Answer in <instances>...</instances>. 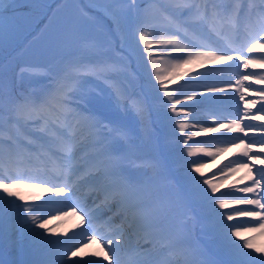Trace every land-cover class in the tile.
<instances>
[{"label": "snow or ice", "instance_id": "6c2138e0", "mask_svg": "<svg viewBox=\"0 0 264 264\" xmlns=\"http://www.w3.org/2000/svg\"><path fill=\"white\" fill-rule=\"evenodd\" d=\"M13 2L14 0H0V39L3 37L6 14L10 12ZM155 4L156 0H147L145 7L137 13V31L141 33L139 35L140 41L145 40L143 35L145 29L158 31L162 34L166 33L171 37L158 41L155 48L150 43L144 44V51L147 52L149 59H151L154 50L161 56L174 61L172 71L166 77L160 74V69L156 68V62L152 61V66L157 73L155 80L162 89L165 87L166 79L175 83L178 79L189 76L188 72L177 71V69L187 66L204 67L206 63L218 65L235 59L239 62L237 67L264 69V55L258 58L244 56L245 50L248 54L264 53V20L255 29L248 31L247 41L239 48H233L229 51L202 47V50L189 52L187 47H181L182 40L185 43L192 40L193 47H196L193 37L196 36L201 26L215 22H228L234 16H239L243 10L221 5L218 0H178V2H175L174 7L163 10V18H161L153 14ZM249 11L251 13V9ZM259 12L264 17V8L259 9ZM115 22L117 25L119 24L118 19ZM232 52L236 53L235 57ZM64 70L67 71L68 68ZM216 70L209 69L210 72ZM97 75L102 76L101 73H97ZM204 75L203 73H197L195 76L189 77L188 82L199 83ZM249 79L252 80L253 84H264V76L257 79L247 73L237 79L235 84L244 87L243 82ZM56 83L58 81L53 80L48 88ZM108 86L111 88V92L107 94L102 93L101 90L94 95H75L69 94L63 87H58L55 94L50 98L45 96L44 98L33 99L31 96L22 95L20 97L10 96L7 101H5L2 91H0V153L6 152L9 156H16L47 152L55 157L60 162L58 174L54 177L57 182L33 180L26 186L37 188L41 194L51 193L44 200V203L59 205L60 207H57L56 211L64 215L67 214V211L63 205L74 194L79 183L107 181L111 184L112 196L118 205L113 216L119 215L121 217L120 224L116 225L112 217H108L103 221V226L99 231H92L89 235V239L92 243L101 247V251L107 248L103 259L108 264H120L118 256L120 246L126 239H131L132 236H135L138 242L141 239L147 243L158 241L161 254H166L160 264H179L175 257L183 253L177 237L166 234L164 207L160 204H146L135 198L142 191V188L124 176L120 162L112 152L111 140L126 136L127 133L126 129L112 118L111 114L114 105L120 106L123 92L118 88H113L111 84ZM239 90L237 88V91ZM219 91H223V89L211 85L206 86L203 90L194 89V94L180 93L172 101V111H176V106L181 104V97L187 101L196 100L197 96H200L203 100H218L219 97L209 96L208 94ZM250 94L260 98L259 115L250 113V109L255 107L257 103L256 100H252L250 104H245L243 116L231 123H222L219 127H206L203 131L218 133L223 128L226 129L227 133H244L245 137L248 136V131L252 130L264 134V88L250 89ZM240 99L243 100L244 97L241 96ZM187 110L190 111V109ZM244 120H259L260 127L258 129H252L247 125L242 127ZM81 124L87 125L90 129L93 137L91 146L97 150V155L101 158L99 163L90 167L85 166L84 156H77L82 150L84 140L74 133V129ZM183 127L181 125V130H183ZM219 139V137H213V140ZM236 139L239 142L233 141L229 145L230 147L243 148L241 156L246 158L247 161L255 159L258 163L264 164V159L250 155L253 152L251 141L245 143L244 139L240 137H236ZM229 146L218 147L215 150L205 146L200 147L199 151L214 160L227 152ZM255 151L264 153V141H261V146L255 148ZM192 155L193 152L189 150L188 156L191 157ZM246 160L237 158L222 162L218 173L214 174L222 175L226 182L227 177L243 170L246 175L241 177L237 183H243L245 180L251 181L247 186L234 189L235 192L244 193L245 195L232 198L238 205L251 207H237L234 211H224L216 214L221 218L220 227L225 231L231 230V236L237 238L241 237L240 228H244L246 231H255L256 227L248 226L247 222L223 223L224 220L231 222L236 216L251 217L253 220L259 221V229L264 230V169L260 170L258 176L254 175L253 167ZM192 163L198 165L192 168V172L203 176L201 169L207 161L199 160L192 161ZM12 179H24V177H12ZM193 179L195 180V177ZM203 184L207 185L211 192V195H209L205 191L204 195L207 200L217 204L220 209L229 208L230 201L226 195L224 193L216 195L218 192L217 183L213 182L212 179L205 178ZM20 186L18 183L6 182L3 177H0V189L9 198L24 199L13 191ZM34 199L40 200L41 196L38 195ZM67 207L71 208L74 215H77L80 221L78 227L87 225L91 228L99 221L95 209L88 208L87 204H69ZM29 211V208H24L25 213ZM45 216L59 219V216H54L50 212L42 214L39 219L34 215L31 216L32 227L28 229L30 235L44 237L45 233L50 231L48 224L51 219H45ZM33 228L44 231L37 233L32 231ZM52 242L48 241V243ZM227 243L234 250L235 264H247L245 257L250 259L249 254L244 253L240 246L235 245L233 241L228 240ZM139 247L138 243V250ZM251 247L252 245L248 242L243 244V248ZM77 255L76 251L71 252V256L75 257ZM92 255H96V253ZM71 264H81V262L72 261ZM83 264H98V262L91 260L84 261ZM184 264H199V262L194 258H186ZM259 264H264V260L260 261Z\"/></svg>", "mask_w": 264, "mask_h": 264}, {"label": "rangeland", "instance_id": "374dc122", "mask_svg": "<svg viewBox=\"0 0 264 264\" xmlns=\"http://www.w3.org/2000/svg\"><path fill=\"white\" fill-rule=\"evenodd\" d=\"M60 1L61 3L56 8L58 14H61L60 17L50 25L46 26L44 29L43 25L45 24V20H42L43 16L49 9V4L51 6L54 0H14V2L12 3L10 12L7 13L5 17L3 37L2 39H0V49H4L7 43L9 45H12L13 42H15V40L18 38L20 33L23 36L25 33L30 32V30H34V33L40 34L38 38V34H36V36L27 44L26 41L24 43H21L25 45L21 50V53L25 58L24 63L18 64L12 61L6 54H4L0 58V91H2L5 101H7V99L10 97V91H15L14 88L10 89L9 87H11L13 84H21L26 81V79L36 84L38 83V89L36 88L37 92L35 93L37 95L31 96V88L26 84L24 88L25 91L26 89L28 90L26 92L23 91L21 93V96H31L32 98L34 97L33 99L44 98L45 96L49 97V94H51L56 84H54L51 88H48V85L53 80L59 81V79L56 75L53 74V72L42 68H44L43 66H48L49 61L47 60L51 58H57L58 60L60 58H65L63 62H68L70 60V63H72L71 65H73V70H75L74 80H72V83L70 84L72 94H75V91L78 92L79 88H81L82 90L87 89L88 92H86V95H94L96 94V92L94 93L91 87H95V83L101 82H107L111 84L113 88L117 87L123 92V96L124 90L130 92V90L132 89L138 90V88H141L142 93L139 94V96L141 97H138V95L136 96L139 100V106L137 109L138 115H136L135 113L132 114L130 112V105L123 102L125 100L124 97H122V101L119 107L114 105L111 109V112H118L120 114V117L125 119L126 123V119H128L129 123L127 126L129 127V131L128 129L127 131L133 132L132 134L134 136V145L131 150L126 151L125 153H123V155L128 156V154L131 153V157L128 158V161L131 163H139L138 165H135V163L131 164L129 162H126L124 163V165L130 164L129 169L137 174L136 177L139 178V180L145 179L142 180L143 182L150 180L155 181V175L164 176V173L158 174V171L160 170V168H162L160 163L167 162V160L169 161L170 158H176L178 156V153L184 159V156H186V153H188L189 150L193 152V155L190 157L189 162L184 164L183 170H180V165L178 164V162L177 164H170V169L172 174H174V180L177 179L175 176H180L179 173H183V175L186 172L191 173L192 168L198 166L193 164L192 161H199L195 159L197 157H195L194 155L198 156L199 154L204 153H199V148H191L188 146V144H186L185 139L186 137L187 139L189 138V133H187L186 131L190 130L189 128L191 127V125H193H189V123L196 122L195 118L200 114H197L195 112V109H198V107L192 109L193 101H187L183 99V97H181V104L176 106L177 110L172 111V101L180 93H185L188 91L189 87L196 85V82L188 81L189 77L195 76L197 74L196 70L199 67L187 66L180 68L179 70H181V72L183 70H186L185 72H188L189 76H185L183 79H178V84L174 87V89H172V91L165 92L168 90V88H160L159 90L151 89L155 85L159 86V83L155 80V76L157 73L152 66V61L154 60L156 62V68H159L160 74L165 77L168 76L172 71L174 63V61L172 60L171 62L168 60L165 61L164 57L154 50L151 59H149L147 52L144 51L145 43H150L153 45V48H155L157 42L153 41L151 35L159 34L160 32L145 29L143 31V35L145 36L144 41L139 40V35L141 33L137 31V27H135L130 33V41L136 44V52L134 53V55L138 56V60L135 61L134 67L142 73V80L138 81V79H140L139 74L134 71L128 70L129 64H127L126 60H119V64L117 65L113 64V39L115 37V39L118 40L121 37V34L117 32L111 34L108 29L103 27L102 35L105 38L106 42V46L104 49L107 53L106 56H108L107 60H110V65L105 66L104 70L100 71L102 76H92L91 71L77 70L79 66H90L89 64L95 61L94 57L97 50L95 34L93 35V33L88 28H86V23H82V9H79L75 5V3H78L79 5L81 3L82 5V0ZM173 2H178V0H174ZM83 5L90 7L94 6L95 8L99 9H102L104 7V9L111 14V18L114 17L109 9V0H85V3ZM120 5L126 4L124 3ZM120 5H117V12H119L121 16H125L127 8L125 6L120 7ZM51 8L54 7L51 6L50 9ZM105 15L107 14L105 13ZM55 16V13L51 11L49 20L51 18H54ZM133 18H137L136 14H133L131 17H129V19L127 17L120 18L123 28H125L127 32L131 30V20ZM112 23L113 21L110 22V29H113ZM163 36L165 38L170 37L166 33H163ZM15 46L16 45H14L13 47ZM12 48L9 50L8 55L11 53ZM5 56L7 57L3 60ZM42 57L45 61L42 59ZM127 60L129 61L130 59L127 57ZM38 62H41L42 64ZM166 62L170 64L169 67H167ZM168 69L170 70L168 71ZM48 76L50 77L48 79H45L47 80L46 84H44L45 82L42 83V80H44V78ZM144 80H147L148 82ZM74 82L76 83L75 90H73L75 88L73 86ZM165 82L167 85L169 82L172 83V81L167 79L165 80ZM134 84H136L135 87H133ZM147 85H150V87L148 88ZM181 85H183V87H181ZM193 88L203 90L199 86H195ZM46 89L47 91H45ZM193 90L190 91V94H193ZM110 92L111 88H109L108 93ZM155 97H158V99H155ZM244 100H247V97ZM195 101L196 100H194V102ZM187 109H190V111ZM240 116L241 114H237L236 117L239 118ZM200 119L205 118H198V121ZM229 121L231 122L232 120ZM181 125L184 126L183 130H181ZM188 125L189 127L186 128ZM195 125H200V122L196 123ZM250 128L253 129V127ZM184 134L186 136H183ZM120 139L121 138L114 139V142H119ZM134 157H138L139 159H131ZM150 157L153 158V160L151 161L152 164H149ZM156 162H158V164ZM143 163H146L147 167H150V174H152L147 179L143 176V174H141L142 170L146 168L145 166H142ZM206 164L204 165V167L206 166ZM203 170L204 169H201L202 173ZM144 173L147 175V170H144ZM203 174V176L199 174L202 180L205 178H209V175H207L206 173ZM159 181L162 182L166 180L163 179V177H160ZM184 182L186 181H183L182 185L184 184ZM227 184V182L224 183L223 187L225 185L226 186L223 188V190L228 189ZM139 185H145V187L150 192L148 195H154L157 204H160L164 207L166 218H169L171 221L175 220V223L183 227L184 236H186L189 232L193 233L194 231H196V226H198L202 222L199 219L200 215H194L192 207L186 208L191 205L190 203H193L194 199L188 195L186 196L188 199L185 198V193H182L181 187L177 188L180 196L176 194V196L179 197L175 200L172 193L169 194L164 192V195H162L161 193L163 191L161 189L163 188L161 186H159L158 188L155 183L152 184V182H148ZM21 189L22 191L19 193V196H22L26 201L24 203H20L21 200L15 197L19 203L17 205V208L14 209L13 207L8 209L7 212L4 210L0 213L3 214L2 216L4 221V225L0 227V264H18L16 262L18 259H22L23 261H25V264H39L36 259L40 256L44 257V253L40 254L37 251L33 252L31 248L29 250L30 254H28V249L26 247L29 245V243L33 244L34 242L41 240L40 237L35 238L28 232V229L32 227L31 216L34 215L37 219H39L41 214L39 211L41 204L37 203V200L34 199V197H36L35 195L37 189L28 187ZM205 191L206 190H204V192L202 191V193H205ZM207 192L209 195H211L210 190H208ZM218 193L219 191L216 194L218 195ZM167 198H169L168 202ZM206 202L207 205L205 204ZM205 203L201 205V209L203 210L205 207H207L209 209L208 211L212 215H205V218L207 219H205L203 222L209 224L208 226H206L207 229H204L202 224V228L199 230H201L202 232L208 231L209 233H214V239L210 242V245L212 249L218 248L217 250L220 252L223 245L217 244L218 241L226 243L228 240L233 241L236 237H232L231 234L229 235L227 231L223 230L220 227V223H218L221 222V218L216 214L219 212H224L226 209H220L217 204L207 199L205 200ZM26 207L30 209L28 213L24 212V208ZM45 209L48 210L50 208ZM188 211L190 212V214H186ZM8 218L11 220H9ZM47 218L48 216H45V219ZM191 218H195V224ZM177 219H187V221L184 222L187 225L183 226ZM210 220H214L213 223L210 222ZM226 222L228 221H223V223ZM67 225L69 224H64L63 227ZM49 230L50 231L45 233V236L42 237L45 242H48V238H52L57 235L56 231L52 227H50ZM32 231L36 232L37 229L33 228ZM260 242V240H253L251 242H248L252 245V247L248 249L249 251H246L245 248H243V245L240 247L244 253H248L250 256V259L245 257L247 263L259 264L260 261L264 260V258L257 252H260L264 249ZM236 245L239 246V244ZM204 249H206V247H204ZM66 250L69 249L66 248ZM227 252L229 254L219 253V255L224 256L225 258L228 257L226 259L233 260V264H235L236 256L234 255V250L229 246ZM64 256H66V254ZM205 256L206 258L204 259V262L210 260L207 254Z\"/></svg>", "mask_w": 264, "mask_h": 264}, {"label": "bare ground", "instance_id": "6f19581e", "mask_svg": "<svg viewBox=\"0 0 264 264\" xmlns=\"http://www.w3.org/2000/svg\"><path fill=\"white\" fill-rule=\"evenodd\" d=\"M249 5H250V3L247 4V6H249ZM212 25L214 26L215 23H213ZM213 41H217L218 43L220 42L219 40H215V39H213ZM206 64H208L207 66L215 67L216 69H221V70H223L221 68V66H224V63L218 64V65H213V64H210V63H206ZM227 64L229 65V63H227ZM232 68H233L232 66H224V70H230ZM202 80H204L206 82V84H209V83L213 82L214 80H216V82H218L220 80H222L224 82H225V80L231 81V79L228 76H224V75L221 76L219 73H216L215 74L214 72H212V73H206L202 77ZM226 82H228V81H226ZM231 83H232V87L230 85H222V86L215 85V86H218L219 88H221L223 90L227 89L228 91L233 92L229 96H226L225 98H222V99L219 98L218 101H216L215 110L217 111V113L222 114L223 117H226L225 118L226 121L225 122H221V121L217 120L216 118H210V117H207L205 119H200L199 120L200 125L193 124L189 128L190 130L186 131L187 133H189L188 134L189 135V138L187 139L189 141V143H196V145L197 144L205 145L206 143H204V142H206V141H213L215 143V145L214 146L212 145V146H213V148L216 149L218 147H226V146H229L233 141L238 143L239 140H237L236 137H240V138L244 139L245 143H246V141L247 142L251 141L252 143L253 142H258L259 143L262 140H264V134H261V133L256 132V131H250V132H248V136L247 137L244 136V133H227L226 132V129H223V128H221L218 133H209L207 131H203L204 128L209 127V126L219 127V125L222 124V123L223 124L231 123L229 120H232L233 119L232 116L235 113L239 112V110H240L238 107H235V108L234 107H230L229 104H227L228 105L227 108H225V107H218L217 104H219V106H224L226 102H230L231 101V102H237L238 104L241 103L242 104V105L240 104L241 106H245V104H250L251 103V100H256L257 101L256 106L253 107L252 109L253 110H259L260 109L261 101H260L259 98L252 96L249 92H246L248 94V97L250 98L249 99V103H247L244 100H241L240 97L241 96L244 97L245 91L243 93H241V94L240 93L238 94L237 92H235L234 85H233V82L232 81H231ZM251 83H252V81H251ZM220 84H223V83H220ZM255 85H257V84H255ZM193 89L194 88H191V91ZM216 93H210L208 95L209 96H215ZM198 101H200V103H202V102L203 103H208L209 102L208 100H203L200 96H197V99H196L195 103H197ZM214 114H216V113L214 112ZM247 124H252V125H255V126H260V121L259 120H255V121H252V123H249L246 120H244L243 123H242V126H245ZM213 137H219L220 139L219 140H213ZM197 142H202V143H197ZM242 152H243V148H236V147H230L229 146V150L227 152H225L223 155L217 157L216 159L210 161L206 165V167H204V168H212V170L214 172L216 171V173H217L218 170H219V169H217V167H219L220 165H222V162H227L229 159L235 160L237 158H239V159H245L246 160V158H244V157L241 156V153ZM253 153H254V155L259 156L260 158H262L264 156V153H257L255 151V148H253V152L250 153V155H253ZM201 157L204 158V156H201ZM246 162H248L253 167V169L255 168V166H258V162L255 159H253L251 161H247L246 160ZM261 169H264V164H260L259 167H258V169L256 171L253 170L254 171V175H256V174L259 175V172H260ZM245 175H246V173H237V177L235 179H240L241 177H243ZM248 181H250V180H248ZM224 182H225V178L222 177V178L219 179V181L217 182V184H219L221 186V185H223ZM234 182L235 181H233V183ZM141 188H144V187L142 186ZM233 191H234V189L231 190V193L235 194V197L242 196V194H243V193L233 192ZM225 193H227V191H224V194ZM143 195H144V192L141 191L140 193H138L136 195L135 198H137V199H139L141 201L142 198H145ZM225 195L228 196L227 194H225ZM230 204L232 206L236 207V208H237V206L238 207H241V206L244 207V205H238V204H235L232 201L230 202ZM96 211H97V213H100L102 211V208L99 207V209H97ZM69 218L71 219V215L69 216ZM243 218L244 217L236 216V217H234L233 222L234 223H238L240 221H243ZM233 230H236V229H233ZM239 230L241 231V234H245L247 232V231H245V229H241L240 228ZM262 237H264V235H259L258 236L259 239H261ZM178 241L181 242L182 240L178 237ZM79 249L80 248H77L76 252L79 251ZM93 253H96V255H94V256H101V250L99 248H92V254ZM81 264H83V262H81Z\"/></svg>", "mask_w": 264, "mask_h": 264}]
</instances>
